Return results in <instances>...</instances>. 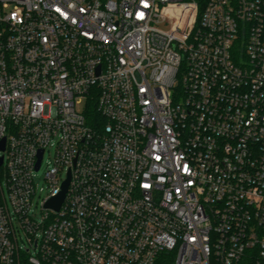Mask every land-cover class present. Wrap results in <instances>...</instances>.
<instances>
[{"label":"built area","instance_id":"2783aa9c","mask_svg":"<svg viewBox=\"0 0 264 264\" xmlns=\"http://www.w3.org/2000/svg\"><path fill=\"white\" fill-rule=\"evenodd\" d=\"M4 139L0 264H264V0H0Z\"/></svg>","mask_w":264,"mask_h":264},{"label":"water","instance_id":"95a60500","mask_svg":"<svg viewBox=\"0 0 264 264\" xmlns=\"http://www.w3.org/2000/svg\"><path fill=\"white\" fill-rule=\"evenodd\" d=\"M5 141H6V139H4L0 143V151H2V152L5 150ZM42 155H43V152L41 151L40 154H39V162L37 163L36 171H38L39 168H40V163H41ZM3 162H4V156H0V166L3 165ZM69 178L63 183L61 193L56 198L50 200L47 203L46 206L48 208H53V209H55L57 211L60 209V207H61V205H62V203H63V201L65 199L66 193H67V189H68V185H69V180H70Z\"/></svg>","mask_w":264,"mask_h":264},{"label":"trees","instance_id":"16d2710c","mask_svg":"<svg viewBox=\"0 0 264 264\" xmlns=\"http://www.w3.org/2000/svg\"><path fill=\"white\" fill-rule=\"evenodd\" d=\"M85 115L87 116L88 121L91 123L94 122L95 119H99L100 115L98 112L97 101L95 99H90L89 102L87 103L85 107ZM1 197H2V188L0 183V202H1ZM172 261L173 260L168 254H163L158 259L157 264H171Z\"/></svg>","mask_w":264,"mask_h":264},{"label":"rangeland","instance_id":"374dc122","mask_svg":"<svg viewBox=\"0 0 264 264\" xmlns=\"http://www.w3.org/2000/svg\"><path fill=\"white\" fill-rule=\"evenodd\" d=\"M85 108V101L81 104L78 105V111H82ZM46 158H48V154L46 155ZM44 173H45V167L38 173L37 178H36V183H37V187H38V194H41L42 196H45V192L41 191L42 189H44L45 187V182H44ZM4 184V183H3ZM39 200V199H37ZM37 215H40V206H36V202H35V206H34ZM19 236H24V234L22 233V231L20 233H18ZM24 245L23 243H21V246Z\"/></svg>","mask_w":264,"mask_h":264}]
</instances>
